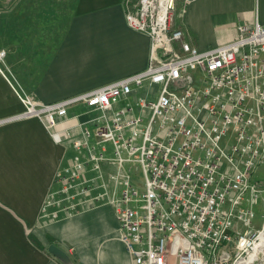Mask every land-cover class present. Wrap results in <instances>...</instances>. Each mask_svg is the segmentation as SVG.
<instances>
[{
	"label": "built area",
	"instance_id": "obj_1",
	"mask_svg": "<svg viewBox=\"0 0 264 264\" xmlns=\"http://www.w3.org/2000/svg\"><path fill=\"white\" fill-rule=\"evenodd\" d=\"M194 1L124 0L129 26L150 38L149 65L80 96L34 101L2 68L4 49L0 72L25 106L16 118H38L74 151L43 216L112 206L134 264H260L264 219L251 223L260 206L264 218V25L197 48L172 26L177 3L183 14ZM135 89L145 93L131 101ZM78 103L96 114L64 126Z\"/></svg>",
	"mask_w": 264,
	"mask_h": 264
},
{
	"label": "crops",
	"instance_id": "obj_2",
	"mask_svg": "<svg viewBox=\"0 0 264 264\" xmlns=\"http://www.w3.org/2000/svg\"><path fill=\"white\" fill-rule=\"evenodd\" d=\"M70 5L0 13L2 68L38 103L80 96L149 65L150 38L129 26L124 0ZM181 10L172 26L200 49L232 39L240 24L264 25V0H196ZM5 75L0 72V264H134L112 206L85 205L54 219L42 215L57 170L74 151L56 142L38 118H16L25 106ZM144 93L135 89L129 100ZM69 112L66 127L96 114L82 103ZM52 244L66 256L53 254Z\"/></svg>",
	"mask_w": 264,
	"mask_h": 264
},
{
	"label": "rangeland",
	"instance_id": "obj_3",
	"mask_svg": "<svg viewBox=\"0 0 264 264\" xmlns=\"http://www.w3.org/2000/svg\"><path fill=\"white\" fill-rule=\"evenodd\" d=\"M73 0H71L72 2ZM75 1V0H74ZM74 1L72 3H74ZM69 0H0V13L7 10H54L53 5L56 6L57 10H72ZM178 6L176 5V8ZM60 8V9H59ZM175 13L179 15V11L183 6L181 5L180 10H176ZM257 176L259 179H264V166H260L257 170ZM133 179L135 186L141 190L143 188V175L141 172H133ZM263 209L262 207L257 208V215L252 221L251 226L255 230H259L263 225ZM261 250V249H260ZM259 250V251H260ZM264 252V246L262 248ZM260 264H264L262 255H260Z\"/></svg>",
	"mask_w": 264,
	"mask_h": 264
},
{
	"label": "water",
	"instance_id": "obj_4",
	"mask_svg": "<svg viewBox=\"0 0 264 264\" xmlns=\"http://www.w3.org/2000/svg\"><path fill=\"white\" fill-rule=\"evenodd\" d=\"M226 233H230V230H227ZM50 251L55 254V255H58V256H61V257H65L66 254L64 253V251H62L60 248H58L57 246H55L54 244L50 245Z\"/></svg>",
	"mask_w": 264,
	"mask_h": 264
},
{
	"label": "bare ground",
	"instance_id": "obj_5",
	"mask_svg": "<svg viewBox=\"0 0 264 264\" xmlns=\"http://www.w3.org/2000/svg\"><path fill=\"white\" fill-rule=\"evenodd\" d=\"M263 246H264V234H262L261 236V242L258 245L257 251H259L260 249L262 250Z\"/></svg>",
	"mask_w": 264,
	"mask_h": 264
}]
</instances>
